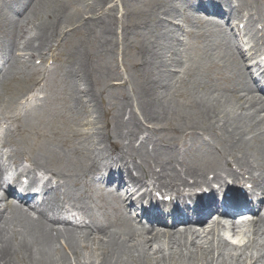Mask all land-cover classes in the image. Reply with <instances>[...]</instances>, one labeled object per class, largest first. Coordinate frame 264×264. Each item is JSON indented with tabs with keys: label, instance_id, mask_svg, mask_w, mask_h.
Listing matches in <instances>:
<instances>
[{
	"label": "bare ground",
	"instance_id": "obj_1",
	"mask_svg": "<svg viewBox=\"0 0 264 264\" xmlns=\"http://www.w3.org/2000/svg\"><path fill=\"white\" fill-rule=\"evenodd\" d=\"M76 1L0 0V116L8 125L2 147L11 150L10 164H30L28 174L16 178L17 183L28 179V193L14 194L9 187L0 196V264H264V215L233 221V237L249 223L253 236L235 245L221 236L222 229L229 230H220L226 219L211 217V229L192 224L168 231L144 222L146 212L134 224L121 204L126 197L156 199L148 181L154 188L182 180L208 183L210 169L219 183L217 169L232 170L229 157L246 170L264 200V105L254 94L264 67L254 58L262 50L252 54L250 46L264 45V29L263 37L240 38L218 22L237 16L264 28V0H217L220 11L211 17L184 16L197 0H121L144 8H131L127 26L113 16L109 0H82L92 17L78 12L72 17L90 32L94 56L113 58L120 29L153 39L134 48L140 67L128 78L120 75L134 96L108 102L97 86L92 54L76 52L63 27ZM228 10L236 14L226 15ZM183 16L185 27L173 37L170 23ZM195 45L202 49L196 66ZM59 57L66 60L58 75L64 84H46L42 100L31 97L44 83L36 62L45 66ZM161 122L176 136L185 135L187 143L192 140L191 146L182 151L175 140L155 135L151 126ZM129 157L140 165H124ZM32 172L48 178L40 186ZM4 173L0 163V189ZM236 202L235 196L229 201ZM54 203L73 204L77 216L55 211ZM215 212L232 210L219 206ZM208 218L209 213L199 222Z\"/></svg>",
	"mask_w": 264,
	"mask_h": 264
},
{
	"label": "rangeland",
	"instance_id": "obj_2",
	"mask_svg": "<svg viewBox=\"0 0 264 264\" xmlns=\"http://www.w3.org/2000/svg\"><path fill=\"white\" fill-rule=\"evenodd\" d=\"M130 2V1H129ZM244 4V2H242ZM107 6H113L115 11L113 13V16L115 15V17L119 20L120 23L125 24V26H127L129 24V22L131 21V8H135L138 7L137 10L138 11H143L142 6L140 5V3L137 2H131L129 3H122L121 0H109L107 3ZM78 12V14L82 15L85 17V19H90V17H92V15L89 13V9L87 8V5L83 3L82 0H78L73 4L69 5V9L67 10V14L65 17V23L63 25L64 28H66V32L69 33L68 37L70 40V43L72 44V47H74L75 51L77 52H90L92 51V53H97V50L94 47V44L91 40V34L88 30H86V27L84 24L82 23H77L74 19L73 13ZM21 16V15H20ZM18 19L21 20V17H18ZM181 22V21H178ZM182 27V26H181ZM180 27V28H181ZM170 28L173 30L175 27H173V24L171 25L170 23ZM184 29V27H183ZM177 33L172 34V36H176ZM171 34L168 35V38H172L170 36ZM115 40L119 46V49L117 50V52L115 51L113 58H101L100 53H98V55L92 54L90 52V55L92 56L91 58V63L93 65L94 71L96 73L97 76V81H98V87L100 89H103V91H105V98L107 97V99L105 100V102H108V100H119L121 96H130L133 97L134 96V88L131 89V85L127 86L122 84V82H124L123 80H121V77L124 78H128L133 70L136 71L137 68L140 67V65H138V53L136 52V50L134 49L135 47L139 46L138 43H146L149 42L150 40L153 41V39H151L149 36L144 35L143 33H136V32H132V33H128V35H124L123 34V30L120 29L117 31V34L114 36ZM128 38V40H127ZM89 50V51H86ZM192 53V61H193V65L196 66L197 62L199 61V58L202 56V51L198 48L195 47L192 49L191 51ZM65 65H66V60L63 57H59L57 60H55L54 62H51L49 65H47L45 68H42V66L40 64H37V74H40V76L42 77V79L45 80V83L47 85H58L60 86V84L62 85V80H60L58 77L59 73L61 71H63L65 69ZM110 71V76L107 74V72ZM111 72H116L117 74H112ZM121 75V77H120ZM129 75V76H128ZM64 84V82H63ZM111 92V93H110ZM37 96L43 98L44 95L41 92H37L36 93ZM256 95V93H255ZM1 118V117H0ZM167 123V122H166ZM166 123L161 122L157 123L156 125H153L151 127H153L152 131L155 135L160 136L162 138H164L166 141H173L175 140V142L178 144L180 147H184L186 146L188 148V146H191V141L190 143L186 142V136L185 135H181L179 134L178 136H176L173 133V128H170L168 126H166ZM149 127V128H151ZM181 135V136H180ZM5 136V128L3 126H0V144H2L3 142V138ZM189 139H187L188 141ZM183 141V142H182ZM139 146V143L136 145V147ZM10 150H3L0 147V154H2L3 156L6 154V157H3L1 160V163L6 165V167L8 168L7 172L11 173L9 178L13 179L16 174H18L20 171L24 170L25 168H28L29 166H26L25 164H23L22 166L19 167H11L9 162H6L7 159V153H9ZM1 158V156H0ZM200 159V158H199ZM198 159V160H199ZM132 160V158H131ZM136 163H140V161L138 159ZM129 162L131 163V161L129 160ZM219 162V160H218ZM220 163V162H219ZM225 169V172L222 173L223 175L226 174V167H223ZM6 172V173H7ZM35 174L32 175V177L34 178ZM18 184H16L17 186ZM181 185V184H178ZM14 188L19 189L17 187L14 186ZM0 194H3V192H0ZM126 201L123 203V205L129 206L130 202ZM128 203V204H127ZM138 205V204H137ZM62 207V205H61ZM264 214V202L261 206V208L258 210V214L256 215H251V213H242L240 214L238 217H242V216H248L247 218H249L250 220H255L256 218H258L259 216ZM127 216V215H126ZM128 217V216H127ZM133 217V216H131ZM216 217V216H214ZM130 218V217H129ZM213 218V217H212ZM211 217L204 220L203 222H186V223H181V224H177L175 225L173 228L171 227H158V229L161 230H168V231H176L180 228H184L186 226H190L193 224V227H197V228H202V227H206V228H210L209 223L211 222ZM218 218V217H216ZM227 218V217H225ZM229 223H223L220 227V230L222 229V227L226 226L229 230L228 232H224V229L221 231V236L228 241L229 243L232 244H238L239 241H243V245L247 244L248 241H252L253 240V236H250L249 233L251 231V223L246 225V228L242 229V235L240 237H233V233H230V228L234 229L235 226H232L233 224V219L228 218ZM232 222V223H231ZM252 222V221H251ZM229 225V226H228ZM247 228H249L248 232H247ZM211 229V228H210ZM245 235L247 236L245 239ZM248 238V239H247ZM61 247V246H60Z\"/></svg>",
	"mask_w": 264,
	"mask_h": 264
}]
</instances>
